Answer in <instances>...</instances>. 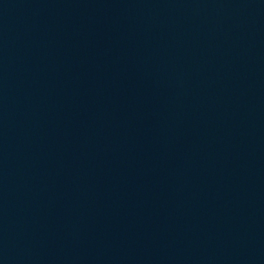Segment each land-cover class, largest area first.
<instances>
[{"label":"water","instance_id":"obj_1","mask_svg":"<svg viewBox=\"0 0 264 264\" xmlns=\"http://www.w3.org/2000/svg\"><path fill=\"white\" fill-rule=\"evenodd\" d=\"M0 264H264V0H0Z\"/></svg>","mask_w":264,"mask_h":264}]
</instances>
